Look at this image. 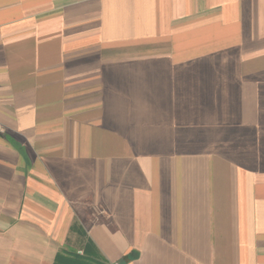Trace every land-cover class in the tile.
<instances>
[{
	"label": "crops",
	"instance_id": "0c3cea01",
	"mask_svg": "<svg viewBox=\"0 0 264 264\" xmlns=\"http://www.w3.org/2000/svg\"><path fill=\"white\" fill-rule=\"evenodd\" d=\"M0 237L264 264V0H0Z\"/></svg>",
	"mask_w": 264,
	"mask_h": 264
},
{
	"label": "rangeland",
	"instance_id": "374dc122",
	"mask_svg": "<svg viewBox=\"0 0 264 264\" xmlns=\"http://www.w3.org/2000/svg\"><path fill=\"white\" fill-rule=\"evenodd\" d=\"M20 251L0 237V264H10V260L14 259V256H17Z\"/></svg>",
	"mask_w": 264,
	"mask_h": 264
},
{
	"label": "trees",
	"instance_id": "16d2710c",
	"mask_svg": "<svg viewBox=\"0 0 264 264\" xmlns=\"http://www.w3.org/2000/svg\"><path fill=\"white\" fill-rule=\"evenodd\" d=\"M63 260L60 256L56 257V264H62ZM64 263V262H63ZM74 264H88L87 260L84 258L77 259Z\"/></svg>",
	"mask_w": 264,
	"mask_h": 264
}]
</instances>
